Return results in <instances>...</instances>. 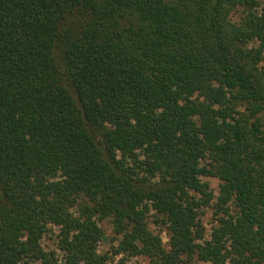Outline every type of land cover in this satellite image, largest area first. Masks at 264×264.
I'll return each mask as SVG.
<instances>
[{
  "label": "trees",
  "instance_id": "16d2710c",
  "mask_svg": "<svg viewBox=\"0 0 264 264\" xmlns=\"http://www.w3.org/2000/svg\"><path fill=\"white\" fill-rule=\"evenodd\" d=\"M263 61L264 0H0V264H264Z\"/></svg>",
  "mask_w": 264,
  "mask_h": 264
},
{
  "label": "rangeland",
  "instance_id": "374dc122",
  "mask_svg": "<svg viewBox=\"0 0 264 264\" xmlns=\"http://www.w3.org/2000/svg\"><path fill=\"white\" fill-rule=\"evenodd\" d=\"M262 1V0H258ZM238 14H234L233 20H237ZM259 71L264 76V61L259 67ZM202 184L205 188V191L207 194H211L214 197H217L218 194V181L213 178L209 177H203L201 178ZM153 213H150L149 217V228L156 234L159 235L161 239V243L165 249L168 247V236H167V227L165 225L156 224V218L151 217ZM197 219L198 222L205 228V240H209L211 228L212 226H215L217 224V221H215V218L212 215L211 207H202L197 211ZM99 226L102 230L103 237L99 241L98 244V253L99 255L103 257H107L108 264H114L118 261V259L122 258L125 262V264H148V260L144 257H129L127 255L119 256V257H113L112 252L114 248L118 244V238L115 239L112 234V227L110 224V221H101L99 223ZM56 234L57 229L48 227L47 235L44 236V238L41 241V246L46 253L53 252L55 256L60 260L62 257V253L59 252L56 249ZM197 264H210V263H198ZM227 264V262H226Z\"/></svg>",
  "mask_w": 264,
  "mask_h": 264
}]
</instances>
